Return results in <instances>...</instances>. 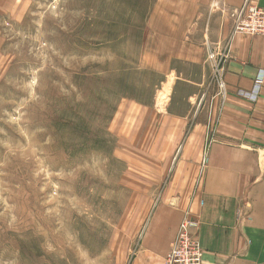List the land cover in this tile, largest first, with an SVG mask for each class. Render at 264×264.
<instances>
[{
    "label": "rangeland",
    "instance_id": "374dc122",
    "mask_svg": "<svg viewBox=\"0 0 264 264\" xmlns=\"http://www.w3.org/2000/svg\"><path fill=\"white\" fill-rule=\"evenodd\" d=\"M160 1L0 0V264H134L162 195L132 136L174 90L144 58Z\"/></svg>",
    "mask_w": 264,
    "mask_h": 264
},
{
    "label": "crops",
    "instance_id": "0c3cea01",
    "mask_svg": "<svg viewBox=\"0 0 264 264\" xmlns=\"http://www.w3.org/2000/svg\"><path fill=\"white\" fill-rule=\"evenodd\" d=\"M245 1L161 0L157 6L155 14L167 22L154 37L159 30L171 43L153 49L152 41L144 58L167 71L174 90L167 107L154 109L150 123L131 133L132 142L138 139L155 155L145 181L162 195L134 264H164L187 211L199 223L203 264H264V36H234L229 16ZM249 2L264 10V0ZM228 43L223 99L212 85L207 55L209 47ZM206 147L209 162L202 169Z\"/></svg>",
    "mask_w": 264,
    "mask_h": 264
},
{
    "label": "built area",
    "instance_id": "2783aa9c",
    "mask_svg": "<svg viewBox=\"0 0 264 264\" xmlns=\"http://www.w3.org/2000/svg\"><path fill=\"white\" fill-rule=\"evenodd\" d=\"M233 21L232 34L259 35L264 36V10L246 0L243 7L232 11L229 14ZM230 43L222 47H209L207 63L211 69V82L217 88V93L226 97V81L224 78L225 62L230 56ZM204 155L201 161L202 169L208 166L209 151L207 147L203 150ZM199 227L197 219L186 212L181 225L171 244L169 253L165 257L164 264H203L201 244L195 236Z\"/></svg>",
    "mask_w": 264,
    "mask_h": 264
}]
</instances>
